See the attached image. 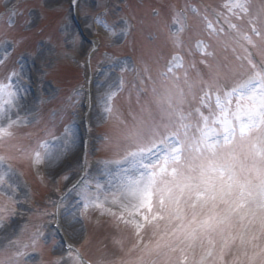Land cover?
Listing matches in <instances>:
<instances>
[{"label": "rangeland", "instance_id": "rangeland-1", "mask_svg": "<svg viewBox=\"0 0 264 264\" xmlns=\"http://www.w3.org/2000/svg\"><path fill=\"white\" fill-rule=\"evenodd\" d=\"M207 1L219 4L218 0ZM15 3L19 6L17 4L11 9L12 16L9 14L11 17H8L10 24L0 29V63L4 56L12 52L11 41L3 40L5 38L17 37L14 44L16 50L19 52L26 47L28 51L19 53L18 66L3 82L19 87L16 106L9 115L12 120L20 117L21 122L11 127V137L0 140V156L5 158L0 163V172L10 168V181L14 184L7 194L0 191V259L12 256L26 240L23 235L16 238L19 225L12 227L8 213L3 212L9 200L17 203L23 212L31 210L36 213L38 219L46 218L41 216L47 207L45 203L59 204L64 240L51 226H44V232L49 241L53 240L47 255L60 256L63 264H80L70 254L72 250L64 249L63 242L81 247L94 264H150L152 257L147 255L145 245L155 244V238H152L154 229L147 227L138 236L133 227L111 214L119 213L120 209L110 203L112 188L109 181L112 174L127 167L125 163L117 164L116 157H123L125 149L130 148L128 133L138 128L135 126L129 130L128 125L135 121L143 126L163 122L162 108L157 101L172 76L161 78L160 71L156 78L155 70H151L164 59L171 60L172 50L178 48L180 51V46L174 45L171 39L176 27L174 18L180 13L175 7L188 10V0H78L75 10L71 6L72 0H0V8L12 7ZM255 4L249 3L253 17L258 16ZM260 9L264 10V4ZM98 19L104 21L111 31L98 23ZM170 21L172 30L169 32ZM186 27L184 18V29ZM130 31L137 33L135 37H129ZM183 33H180V38ZM196 33L203 36L201 29ZM222 40L227 41L226 38L219 40L211 35L210 45L207 47V43L203 42L199 47L204 52V59L208 60L206 68L202 56L198 55L199 49L194 52L197 58L181 53L183 69H186L188 61L187 72H194V82L197 80L195 76L200 81L211 82L223 72L227 79L240 78L247 72L248 66L241 65V56L235 60L234 56H230L239 52L228 51L227 46L220 50L218 60L214 55H206L215 51L220 42L223 44ZM98 42L99 46L102 42L107 51L101 54L106 50L103 48L94 55L90 70L87 59L95 47L94 43ZM131 51L141 67H145L140 74L141 81L147 85L145 90L150 94L146 99L133 83L129 85L128 82L124 89L125 82L134 76L135 61L130 57ZM240 53L253 63V55L247 54V50ZM185 58L188 60L185 61ZM260 62L264 66V59ZM191 65H194V71L190 70ZM163 66L161 62L159 67ZM99 68L101 72L94 76V85L89 88V76ZM3 70L0 68L1 72ZM33 73L37 79L36 95L28 89L29 75ZM178 74L184 75L181 71ZM154 81L160 86L151 88ZM111 93L115 95L108 101L106 97ZM85 101L88 107L83 106ZM109 105L110 112L105 110ZM127 113L129 116L125 115ZM84 114L89 117L87 122L83 121ZM113 118L116 122L112 121ZM150 118L157 122L148 121ZM32 122L34 126L29 128ZM7 123V119L2 120L0 126ZM28 137L36 140L29 142ZM85 140L87 151L84 153ZM37 152L42 158L40 163L35 162ZM81 174L83 179L66 195L63 194L64 189ZM97 185L100 187L97 188ZM51 190H59L61 194L51 197ZM106 195L109 196L108 201L104 200ZM96 197H99L98 201ZM106 209H111V212ZM9 241H19V244L5 249ZM260 243L264 247V241ZM36 255L27 252L20 263L35 264ZM234 256L235 250L233 255L226 257L228 264ZM176 259L179 261V253ZM217 264L223 262L217 261Z\"/></svg>", "mask_w": 264, "mask_h": 264}, {"label": "snow or ice", "instance_id": "snow-or-ice-1", "mask_svg": "<svg viewBox=\"0 0 264 264\" xmlns=\"http://www.w3.org/2000/svg\"><path fill=\"white\" fill-rule=\"evenodd\" d=\"M249 2L228 0L225 7L242 18L250 15ZM97 22L111 31L104 21ZM249 23L251 32L264 39L256 27L264 20L257 16ZM174 25L171 39L179 45L184 31L182 13L174 18ZM207 26L212 28L211 23ZM243 39L255 46L247 33ZM202 45V41L197 42L198 48ZM248 63L252 74L225 89L218 77L197 85L187 70L181 84L174 69L184 64L179 54L174 55L166 72L161 73L172 79L165 83L157 101L162 108L161 120L166 122L142 125L128 133L130 149L116 162L127 167L112 174L109 181L110 203L120 211H106L133 227L138 236L147 227L154 229L155 244L145 245L152 257L150 264H228L226 257L233 255V250L231 264H264L260 243L264 241V71L255 70L251 60ZM18 92L19 87L11 82L0 83V121H8L0 126V140L11 137V127L21 122L20 117L12 120L9 115ZM114 95L106 99L111 101ZM195 101L199 106H193ZM105 110L110 112V105ZM4 159L0 156V163ZM41 159L37 152L35 162ZM11 176L10 168L0 172L4 194L14 187ZM108 198L106 195L104 200ZM41 235L35 233L32 243ZM14 244L19 241H9L5 247ZM22 254L17 251L0 259V264H15Z\"/></svg>", "mask_w": 264, "mask_h": 264}]
</instances>
